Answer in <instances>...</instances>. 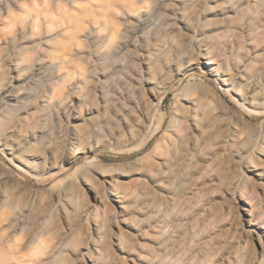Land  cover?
Wrapping results in <instances>:
<instances>
[{
  "label": "rangeland",
  "instance_id": "rangeland-1",
  "mask_svg": "<svg viewBox=\"0 0 264 264\" xmlns=\"http://www.w3.org/2000/svg\"><path fill=\"white\" fill-rule=\"evenodd\" d=\"M217 3L228 10L214 14L210 10ZM142 14L141 26L131 28ZM203 46L228 69L227 84L204 65L188 64ZM247 61V75L235 79ZM35 63L43 72L24 81ZM187 82L219 91L228 109L251 108L242 98L252 92L263 97L264 106L258 88L264 83V0H164L159 7L152 0H0V168L42 189L57 190L75 180L44 225L46 252L58 256V264H80L71 252L58 251L81 215L85 226L67 248L77 251L88 240L93 221L109 232L113 211L97 201L107 193L93 168H115L148 153L182 104ZM84 116L91 117L90 125ZM250 118L264 125V113ZM75 125L86 127L79 141L72 138ZM203 143L197 137L194 145L187 138L182 144L177 158L188 169L178 173L175 165L167 178L175 194L171 205L144 175L129 185L130 190L142 186L138 204L156 199L165 213L159 230L137 241L153 250L160 242L168 252L183 243L174 264H264V228L246 231L248 215L241 206L247 204L239 198L240 190L264 217V187L242 164L237 171L243 175L229 178L231 156L225 164L204 166L212 147ZM40 147L45 153L34 158L33 171L18 161ZM26 227L16 233L23 250L31 229ZM121 263L132 264L126 257Z\"/></svg>",
  "mask_w": 264,
  "mask_h": 264
},
{
  "label": "bare ground",
  "instance_id": "bare-ground-1",
  "mask_svg": "<svg viewBox=\"0 0 264 264\" xmlns=\"http://www.w3.org/2000/svg\"><path fill=\"white\" fill-rule=\"evenodd\" d=\"M152 2L155 7H159L164 0H152ZM227 10L228 7L217 3L210 11L216 14ZM145 15L134 18L130 27L133 29L140 27ZM247 15L248 18L252 17L253 11H249ZM145 63L148 69L154 66L148 61ZM193 63L204 65L223 84H227L230 79L228 69L211 55L208 47L203 46L197 55L189 58L188 64ZM50 66L54 64L50 63ZM250 67L251 61L243 63L240 72L234 78L243 80ZM40 72H43L42 65L32 64L23 80L30 81ZM186 75L191 76L193 73L189 72ZM16 80H19V76H16ZM11 87H13L12 84L7 86L9 91H12ZM258 88L263 92L264 83L259 84ZM164 90L165 88L162 87L160 95ZM154 98L158 97L154 95ZM262 98L258 97L257 92L248 94L242 99L251 108L242 106L243 112H239L226 107L220 98L219 91L200 83L187 82L183 87L182 104L169 117L161 137L148 153L115 168L106 169L100 166L93 168L101 181L105 183L107 193L106 198L95 195L97 201L103 209L109 207L113 211L109 232L105 231L101 224L93 221L88 240L77 251L67 248V243L85 226L86 221L81 215L76 225L69 226L68 239L60 246L58 254L69 251L74 255L75 261L78 260L80 264H122L123 257L132 264H174V259L180 254L183 243L168 252L160 242L156 250H153L137 241V239L153 236L165 220V213L159 212L156 199L138 204L142 186L140 184L141 187L138 185L137 188L130 190L129 185H133L139 175H144L156 189L165 194L166 203L171 205L175 194L167 184V178L173 174L175 165H178V173L186 172L188 166L177 158L178 153L182 151L181 146L186 138L194 145L199 137V140L204 142L203 146L212 147V150L203 158L204 166L213 163L214 165L222 164V161L224 163V160L231 156L232 158L228 159L233 162V168L229 170V178L235 179L243 175L242 172L239 174L241 170L237 168L238 164H242L249 175L255 179L257 186L264 187V125L256 126L250 118L252 114L264 113V106H261ZM95 110L100 113L102 108ZM82 119L87 125L91 117L84 116ZM84 129L86 127L80 130L77 127L74 128L72 138L79 141ZM10 150L14 151L15 148ZM35 150L28 151L29 157L18 159L22 165L32 171L36 166L34 158L42 157L45 153L42 149H38L37 152ZM70 151L71 156L77 154V150L73 147H70ZM186 155L189 158L192 156L191 153ZM71 156L69 158H72ZM73 180V178L66 180L57 190L42 189L15 178L0 168V264H58L59 257L51 254V251L46 252L49 240L44 237V225L53 210L57 209L56 205L60 199L68 195L73 186ZM189 193L196 195L192 187ZM239 198L247 204L241 206L248 215L244 219L246 231L257 233L264 228V217L261 214L263 211L259 213L256 209L258 205L252 204V200L250 202L246 200L240 190ZM62 211L65 213V209L62 208ZM23 226L31 228L25 239L26 249L24 250L16 243V233L19 229H24Z\"/></svg>",
  "mask_w": 264,
  "mask_h": 264
},
{
  "label": "clouds",
  "instance_id": "clouds-1",
  "mask_svg": "<svg viewBox=\"0 0 264 264\" xmlns=\"http://www.w3.org/2000/svg\"><path fill=\"white\" fill-rule=\"evenodd\" d=\"M10 17H15L17 14L12 11L11 8H9Z\"/></svg>",
  "mask_w": 264,
  "mask_h": 264
}]
</instances>
